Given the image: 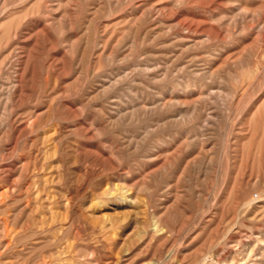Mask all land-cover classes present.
<instances>
[{
	"label": "rangeland",
	"instance_id": "rangeland-1",
	"mask_svg": "<svg viewBox=\"0 0 264 264\" xmlns=\"http://www.w3.org/2000/svg\"><path fill=\"white\" fill-rule=\"evenodd\" d=\"M7 185L17 263L260 259L264 0H0Z\"/></svg>",
	"mask_w": 264,
	"mask_h": 264
},
{
	"label": "bare ground",
	"instance_id": "bare-ground-1",
	"mask_svg": "<svg viewBox=\"0 0 264 264\" xmlns=\"http://www.w3.org/2000/svg\"><path fill=\"white\" fill-rule=\"evenodd\" d=\"M2 170H3V168H2ZM8 185H9V183H8ZM8 185L5 186V187H3V188L2 187L0 188V204L1 205H5L4 202H3V200L10 199L9 198V195L11 194V191H13L12 190V186L11 185L8 186ZM13 193H14V191H13ZM1 208H3V207L1 206ZM9 221L10 220H8V218H6V217L5 218L1 217V219H0V232H1L0 233V264H47L46 261H48L47 260L48 257H46L47 258L46 261H45V257H44L46 255H41V256L37 257L35 259V261H31V260L29 261V259H28V261H25L23 263H17V262H19V260H17V262L14 261V254L15 253L13 252L14 251L13 250L14 249L13 248L14 246H12L13 239H12V235H11V232H12L11 231V228L9 229V227H10L9 226ZM262 235H263V233L260 234V236L258 235V236L255 237L256 243H260V242L262 243L263 242L262 239L264 237ZM231 238L232 237H229V236L227 237V235L226 236H223V248L225 250V252H224L225 255H222V256H225V257H224V259L221 258L222 260L219 262V264H264V249L263 250L261 248L259 249V247L261 245L260 246L258 245L259 246L258 249L261 251V253H260L261 258L258 259L259 258V254L254 253L255 250L252 247V245H253L252 243H249V242L248 243H240V241H237V243H236L234 241L235 242L234 245L231 244L232 246H228L230 243L229 242L227 243V240H231ZM254 246H256V244ZM16 247H15V251H16ZM22 248L23 247H21L20 249H22ZM59 252H61V251H59ZM239 257H240V259L238 260L237 258H239ZM227 258H230L229 259L230 260L229 262L226 260ZM19 259H20V257H19ZM160 262H161V259H160Z\"/></svg>",
	"mask_w": 264,
	"mask_h": 264
}]
</instances>
